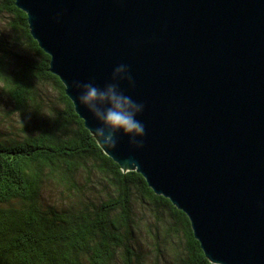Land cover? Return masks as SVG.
I'll return each mask as SVG.
<instances>
[{
  "label": "water",
  "instance_id": "obj_1",
  "mask_svg": "<svg viewBox=\"0 0 264 264\" xmlns=\"http://www.w3.org/2000/svg\"><path fill=\"white\" fill-rule=\"evenodd\" d=\"M14 5L85 129L72 82L102 85L128 65L143 147L100 149L186 215L211 264H264V0Z\"/></svg>",
  "mask_w": 264,
  "mask_h": 264
},
{
  "label": "trees",
  "instance_id": "obj_2",
  "mask_svg": "<svg viewBox=\"0 0 264 264\" xmlns=\"http://www.w3.org/2000/svg\"><path fill=\"white\" fill-rule=\"evenodd\" d=\"M0 264H211L184 213L100 149L14 0H0ZM51 95V96H49Z\"/></svg>",
  "mask_w": 264,
  "mask_h": 264
},
{
  "label": "clouds",
  "instance_id": "obj_3",
  "mask_svg": "<svg viewBox=\"0 0 264 264\" xmlns=\"http://www.w3.org/2000/svg\"><path fill=\"white\" fill-rule=\"evenodd\" d=\"M128 90L135 83L128 65L117 64L110 78L102 85L92 81H73L75 102L86 110L94 124L88 131L100 148L115 150L120 141L126 140L129 147L139 150L143 147L145 127L139 119L144 105L133 99Z\"/></svg>",
  "mask_w": 264,
  "mask_h": 264
},
{
  "label": "rangeland",
  "instance_id": "obj_4",
  "mask_svg": "<svg viewBox=\"0 0 264 264\" xmlns=\"http://www.w3.org/2000/svg\"><path fill=\"white\" fill-rule=\"evenodd\" d=\"M5 15H0V40H10V31L7 29ZM51 96V95H49ZM17 125V117L14 114L13 105L4 95H0V139L6 134L9 126Z\"/></svg>",
  "mask_w": 264,
  "mask_h": 264
}]
</instances>
